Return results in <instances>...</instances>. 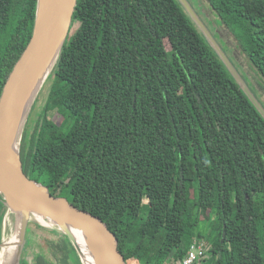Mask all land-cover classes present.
<instances>
[{
    "label": "trees",
    "instance_id": "16d2710c",
    "mask_svg": "<svg viewBox=\"0 0 264 264\" xmlns=\"http://www.w3.org/2000/svg\"><path fill=\"white\" fill-rule=\"evenodd\" d=\"M206 2L264 80V0ZM37 4L0 0V96ZM43 91L24 172L99 217L127 264H176L194 240L206 249L194 264H264V117L179 0H78ZM55 111L75 117L67 133ZM55 234L63 260L83 264ZM33 243L20 264H56Z\"/></svg>",
    "mask_w": 264,
    "mask_h": 264
},
{
    "label": "water",
    "instance_id": "95a60500",
    "mask_svg": "<svg viewBox=\"0 0 264 264\" xmlns=\"http://www.w3.org/2000/svg\"><path fill=\"white\" fill-rule=\"evenodd\" d=\"M179 2L198 29L203 28L188 0H179ZM77 3L78 0H38L32 38L8 76L0 96V204L3 206L2 214L5 217L14 214L20 221L23 215L22 242L16 264L21 263L27 224L32 216L43 219L56 227L59 233L64 234L73 243L83 264H86L85 260L77 238L71 231H75L81 237L96 264H127L119 249L116 235L99 217L79 209L64 197L52 195L47 187L31 180L24 172L21 159L20 141L24 128L46 81L57 71L62 51L71 32ZM206 40L264 117V107L239 78L228 57L214 42L208 38ZM55 53L56 65L53 71L45 76L21 128L22 113L34 77L52 60ZM10 237L11 235L8 238ZM7 241L5 240L0 246L2 248L0 264L5 262L2 260V255Z\"/></svg>",
    "mask_w": 264,
    "mask_h": 264
},
{
    "label": "rangeland",
    "instance_id": "374dc122",
    "mask_svg": "<svg viewBox=\"0 0 264 264\" xmlns=\"http://www.w3.org/2000/svg\"><path fill=\"white\" fill-rule=\"evenodd\" d=\"M188 2L193 7V11L199 19V23L204 28V30L203 28H199V31L206 39L208 38L211 42H214L221 52L228 57L231 64L235 67V71L239 78L248 86L255 96H259L257 97L264 107V80L257 70L249 63L247 55L240 47L236 36L221 24L218 20L219 17H217L209 5L206 4V0H188ZM45 104L46 92L43 91L29 117V128L27 129H30L31 133L34 130L35 124L37 123ZM48 117L58 125L63 133H67L68 129L72 127L75 121V117L70 112L61 114L58 111H55L49 113ZM64 198L68 199L67 196ZM2 209L3 206L0 204V246L14 233L19 223V217L17 215L13 214L5 217L2 214ZM214 222V218H212L209 222L203 223L200 228V231L205 234L206 241L211 245L213 244L212 239L215 232ZM28 229H30V232H26L25 241L27 237L34 240L32 248H35V252H45L48 257L54 259L56 264H75L73 261H68L66 263L63 260L62 252L56 248L58 242H56L57 240L53 241V238H56V227L50 225L41 218L32 216L27 224V230ZM35 243L36 245H34ZM1 250L2 248H0V256ZM30 251H32V249ZM204 264H211V262L207 261Z\"/></svg>",
    "mask_w": 264,
    "mask_h": 264
},
{
    "label": "bare ground",
    "instance_id": "6f19581e",
    "mask_svg": "<svg viewBox=\"0 0 264 264\" xmlns=\"http://www.w3.org/2000/svg\"><path fill=\"white\" fill-rule=\"evenodd\" d=\"M56 62H57V54L55 53L52 60L49 61V63L42 69V71L34 77L33 86L30 91L29 97L27 99V104L25 105L23 113H22L21 128L23 127V122L25 121L28 115L29 108L33 100L36 98L37 92L42 86L45 76L50 74L53 71L56 65ZM22 218H23V215L21 217V220L18 223L16 230L11 235V237L8 239L3 249L4 253L2 255V260L5 261L4 264H14V263L16 264V257L19 256L20 248H21L20 245L22 242L21 241ZM71 232L74 233L75 237L77 238V243H78L80 251L82 252L85 263L86 264H96L90 252L88 251L87 247L85 246L83 240L81 239V237L75 231H71Z\"/></svg>",
    "mask_w": 264,
    "mask_h": 264
},
{
    "label": "built area",
    "instance_id": "2783aa9c",
    "mask_svg": "<svg viewBox=\"0 0 264 264\" xmlns=\"http://www.w3.org/2000/svg\"><path fill=\"white\" fill-rule=\"evenodd\" d=\"M205 250L206 249L204 242L194 240L189 248L187 255L176 264H194L197 260L204 257Z\"/></svg>",
    "mask_w": 264,
    "mask_h": 264
}]
</instances>
